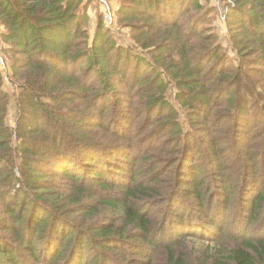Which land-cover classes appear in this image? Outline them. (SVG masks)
Instances as JSON below:
<instances>
[{
	"label": "trees",
	"instance_id": "1",
	"mask_svg": "<svg viewBox=\"0 0 264 264\" xmlns=\"http://www.w3.org/2000/svg\"><path fill=\"white\" fill-rule=\"evenodd\" d=\"M223 1L232 57L212 0H122L126 44L0 0V264H264V0Z\"/></svg>",
	"mask_w": 264,
	"mask_h": 264
},
{
	"label": "rangeland",
	"instance_id": "2",
	"mask_svg": "<svg viewBox=\"0 0 264 264\" xmlns=\"http://www.w3.org/2000/svg\"><path fill=\"white\" fill-rule=\"evenodd\" d=\"M122 0H111L112 4H113V7L115 9H118L119 6H120V3H121ZM222 2H224L223 0H221ZM220 0H212L213 4H215V6L217 7L218 9V17L216 18V20H214L212 23H210L209 25L207 26H215V30L218 32V34L220 35V41L221 43L224 45L225 49H227L228 51V54L232 57V55L234 56V51L233 49L231 50L230 48V45H229V42H228V30H229V27H228V21L226 20V9L222 7V3H221ZM227 2H229L230 0H226ZM92 10V11H91ZM90 11H91V16H92V22L90 24V34L92 35L93 33V28H94V21L97 19V17L101 14L102 16V13H101V8L100 6H98L97 4H94L93 5V8H90ZM116 16V14H115ZM115 25L112 27V30L115 31V34H116V37L120 40V42H124V44L128 43L130 40H129V35L131 34L130 32V29L128 27H124V26H121L118 21L116 20L115 21ZM212 24V25H211ZM0 32H1V26H0ZM6 45V48H7V44L4 43ZM1 54L2 56L4 57L5 61H6V67L1 69L0 70H4L3 72H7L5 70H8V67L10 65V63L12 62V58L10 56V54L5 50V47L3 48V50L1 51ZM132 77V74H129L128 76V79H131ZM14 117L13 115H9L8 117V121L10 124H13L14 123ZM131 168L128 169V171H130ZM127 174H129L128 172H126ZM137 174H141L140 172L137 171ZM227 174H231L229 171L227 172ZM223 177V176H222ZM237 182H235L236 184ZM223 183H219V185L221 186ZM224 188V187H223ZM233 196H234V199H236L237 197H240L241 196V192L239 191V189L237 188L236 190H234L232 192ZM240 202V201H239ZM238 202V203H239ZM238 203L234 201L230 202V204L228 205V209L231 211V212H234L233 209L234 208H237L238 207ZM247 203V201H246ZM248 204V203H247ZM163 212V210H165L164 208L162 209H159ZM172 212V211H171ZM228 221H230V219L232 218V215L228 216L227 217Z\"/></svg>",
	"mask_w": 264,
	"mask_h": 264
},
{
	"label": "built area",
	"instance_id": "3",
	"mask_svg": "<svg viewBox=\"0 0 264 264\" xmlns=\"http://www.w3.org/2000/svg\"><path fill=\"white\" fill-rule=\"evenodd\" d=\"M95 1L99 4L101 8L103 21L108 27H111L115 22V10H116L113 7L111 0H95ZM4 47L5 44L0 36V68L1 69L6 67V61L1 54V51L3 50Z\"/></svg>",
	"mask_w": 264,
	"mask_h": 264
}]
</instances>
